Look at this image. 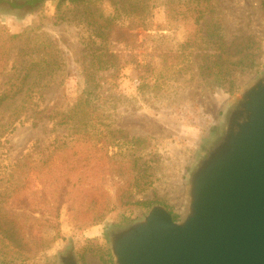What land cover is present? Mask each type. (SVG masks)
Listing matches in <instances>:
<instances>
[{
  "label": "rangeland",
  "instance_id": "obj_1",
  "mask_svg": "<svg viewBox=\"0 0 264 264\" xmlns=\"http://www.w3.org/2000/svg\"><path fill=\"white\" fill-rule=\"evenodd\" d=\"M58 2L0 6V26L25 33L11 51L13 64L33 52L51 73L32 79L35 92L0 109V212L5 233L15 231L4 237L0 230V264H60L69 246L81 264H114L109 236L118 227L156 203L179 219L193 161L224 108L264 72V0H88L61 9ZM131 5L138 11H126ZM105 18L121 27L101 48L109 45L118 57L97 69L89 39L92 23ZM91 67L104 114L93 137L100 143L78 144L71 125L56 120L33 126L23 109L66 111L86 88ZM132 138L145 142L123 144ZM125 154L139 161L126 175L119 167ZM139 170L153 181L144 191L128 179ZM72 174L79 175L75 204L69 213L62 207L58 237L46 219L58 185Z\"/></svg>",
  "mask_w": 264,
  "mask_h": 264
},
{
  "label": "water",
  "instance_id": "obj_2",
  "mask_svg": "<svg viewBox=\"0 0 264 264\" xmlns=\"http://www.w3.org/2000/svg\"><path fill=\"white\" fill-rule=\"evenodd\" d=\"M109 245L114 264H264V72L224 108L193 161L180 218L153 204ZM59 262L81 264L72 246Z\"/></svg>",
  "mask_w": 264,
  "mask_h": 264
},
{
  "label": "trees",
  "instance_id": "obj_3",
  "mask_svg": "<svg viewBox=\"0 0 264 264\" xmlns=\"http://www.w3.org/2000/svg\"><path fill=\"white\" fill-rule=\"evenodd\" d=\"M45 1L46 0H0V6L7 5L11 8H21L25 6L39 7ZM85 1L88 0H59L58 8L61 9L67 3L77 5ZM126 11L135 13L138 11V8L131 5L126 8ZM92 24V37L89 39V43H91V45H89L88 49L90 52L89 55L91 56L92 63H95L96 61L98 62L97 69H108L111 65L113 66L116 64L114 59L117 58L118 55L111 52L112 48L109 45H105L106 47L104 50L101 48V45L104 43L108 44L110 33L114 31L115 28H119L121 26L113 22L110 18H105L104 23H100L98 20H95ZM130 29H133V27ZM24 38V32L12 33L3 25L0 26V109L7 102L13 101L18 96H27L28 94L26 93L35 92L28 86L32 79L35 80L38 78L40 80V78H45V76H51V73L45 74L42 70L44 68L42 63L45 59L43 60L41 57H36L33 52L29 53L24 51L22 55H19V58L14 61L13 64V60H11V51L15 46L22 42ZM98 40H101V44H99ZM38 52L39 51H37V54ZM36 65H40L41 68L34 72ZM96 74L95 70L91 67V70L85 74L87 83L86 88L80 93L76 102L66 111L55 109L56 111L54 112V109H52L48 112L41 109L37 104L26 106L23 110L27 112L31 111L30 117L34 119L33 126H38L40 121L44 119L52 121L56 120L58 125H71L74 135H77L76 141L78 144L86 146L89 144L98 145L101 139L93 143V137L98 134L95 132H98V122L104 114L99 109L100 106L97 104L98 101H96L101 98L100 93L97 91V86L95 85ZM5 78L6 80L2 85V81ZM13 121H15V119ZM110 132L114 133V131ZM124 141L125 142L123 144L131 146L141 145L145 142V140L141 138H132L130 141L126 139ZM103 146L105 147V145H102V147ZM138 162L139 161H137V159L132 160L125 154V157L120 161L119 167L121 170H124L123 174L126 175V172H129L128 170L130 169L132 170ZM139 173L140 174L138 175H134V177L131 173L128 176V179H134L136 185L141 186V190L144 191L153 183V181L150 179V176L144 172L141 173L139 170ZM76 177L78 178L79 175H69L65 182L58 185L56 192L57 196L54 200V204L51 206V209H49L50 217L46 219L47 222L52 224L51 226L55 229L58 237H62L60 229V215L62 207L66 205L69 213L72 212L75 204L74 199L71 198V192L78 184ZM132 183L133 182L128 183L127 185L130 186ZM103 210L104 211L96 217V221L93 225L100 223V218L105 214L106 209ZM5 214L6 213L0 212V230L4 233L6 232V228L2 225V218L5 217ZM8 233H15V231H8ZM8 233H5L4 237H6Z\"/></svg>",
  "mask_w": 264,
  "mask_h": 264
},
{
  "label": "flooded vegetation",
  "instance_id": "obj_4",
  "mask_svg": "<svg viewBox=\"0 0 264 264\" xmlns=\"http://www.w3.org/2000/svg\"><path fill=\"white\" fill-rule=\"evenodd\" d=\"M246 116H247V114L245 113L244 117L241 118V121L245 120L246 119Z\"/></svg>",
  "mask_w": 264,
  "mask_h": 264
}]
</instances>
